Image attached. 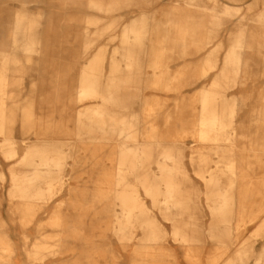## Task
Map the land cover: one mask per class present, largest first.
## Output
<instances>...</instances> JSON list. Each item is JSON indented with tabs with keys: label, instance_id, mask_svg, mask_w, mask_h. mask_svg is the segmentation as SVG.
<instances>
[{
	"label": "rangeland",
	"instance_id": "rangeland-1",
	"mask_svg": "<svg viewBox=\"0 0 264 264\" xmlns=\"http://www.w3.org/2000/svg\"><path fill=\"white\" fill-rule=\"evenodd\" d=\"M22 11L30 16L31 50L22 47L23 34L14 43L15 19ZM140 19L146 21L141 38L129 33L126 44L124 30ZM231 52L235 62L240 55V69L231 62L228 78L215 86ZM5 57L8 113L7 127L0 130V215L5 198L12 197V171L29 168L23 156L31 145L48 141L55 149L51 155L62 157L47 169L58 176L54 191H46L51 182L46 176L39 183L44 193L27 200L37 211L45 204L54 209L36 232L49 239L52 252L36 264L70 257L71 250L62 249L72 242L83 244V264H226L245 242L254 253L237 264H264L259 259L264 250V0H0V72ZM95 64L101 89L118 69L119 106L111 110L129 121L149 160L123 162L119 131L92 127L89 115H79L87 106L103 104L101 97L78 100L82 70ZM214 86L223 96L218 106L234 109V116L226 129L202 140V92ZM128 144L135 147L133 140ZM11 147L17 153L10 157ZM166 149L179 160H161ZM165 166L176 173L173 181L181 191L175 199L189 206L172 207L168 214L155 204L165 195L147 194L142 181L149 178L163 188L160 168ZM212 172L219 174L220 187L233 182L225 195L232 205L218 215L211 206L224 195L209 192ZM127 187L137 189L134 199L163 226L162 239H144L149 230L139 222L129 230L119 228L116 215L123 212ZM12 220L24 227L16 232L14 248L22 256L16 260L14 253V264H31L28 251L38 236L25 228L35 217ZM176 221L196 223L201 239L174 236ZM214 227L219 239L211 237Z\"/></svg>",
	"mask_w": 264,
	"mask_h": 264
},
{
	"label": "bare ground",
	"instance_id": "bare-ground-1",
	"mask_svg": "<svg viewBox=\"0 0 264 264\" xmlns=\"http://www.w3.org/2000/svg\"><path fill=\"white\" fill-rule=\"evenodd\" d=\"M98 5L99 3H94V5ZM100 7H102L101 4H99ZM229 11L228 7L224 8V11ZM23 13H18L16 15L15 19V27H14V43L17 45V34H23V39H25L22 43V47L25 49H32L33 47V40L32 42L27 40L26 38L30 37L28 35V26L26 23L27 18L30 16L26 13L27 11H22ZM141 19H145L144 15ZM136 20L133 21L131 26L129 28H126L124 30V41L127 42L131 38L129 33H134L135 37L137 39L141 38L142 32L145 30L146 21L145 20ZM241 39L238 40V43L236 44L237 47L242 46ZM126 47H128L126 45ZM232 52L230 53V56L226 58L224 66L225 70L222 74V77L218 80H216L215 86H219L220 80L228 78L227 69L228 66H230V63H235V69L238 71L240 69V55H237V62L231 60ZM130 57V56H129ZM17 61V60H16ZM15 61V62H16ZM113 65L116 64L115 61H112ZM128 64L132 63L130 59L127 60ZM8 64V58L5 57L4 60V68L0 72V130L5 129L7 126L6 124V117L8 113V107L6 103L7 98V80H8V73H7V66ZM100 72V68H98V65H91L88 67H84L80 76V84L78 87V97L79 101H82L86 98H96L101 97L103 99V104L101 105H90L87 106L81 110H79V115H89V120L91 122H88V125H91L92 127H97L99 129L104 128H110L114 130L119 131V136L123 138V152L125 154L123 155V162H144L150 159V156L145 154V148L140 150L139 141L136 137L133 136L132 133V125L129 123V121L125 119H121L115 109L111 110V106L116 107L119 106V95H118V87H119V80L120 78L116 76V72L118 69L114 68L111 70L112 75L108 78V82L106 84L105 89L100 88V76L96 74V71ZM226 72V73H225ZM129 80V79H128ZM218 82V83H217ZM214 86V88H215ZM219 96L223 97L222 94L215 88L212 90H204L202 92V98H201V117L199 120V135L202 140H209L211 137L209 135L211 134V131H220L226 129V127L231 125V121L227 124L226 120L230 119L234 116V109H230L227 111L224 107L218 106V98ZM31 107H28V110L30 112ZM116 112V113H115ZM231 123V124H230ZM133 140L135 142L134 148H129L130 144L129 141ZM6 144H9L11 146L13 144L11 138L6 139ZM149 144V143H148ZM152 144V143H150ZM8 146V147H9ZM8 149V148H7ZM55 150L52 148L51 143L48 141L38 142L31 145L25 155L23 156V161L25 160L27 167V170L25 171H12V186L9 189V195L11 197V202L14 200H18L21 203H16L15 206L21 207L23 200H28L30 197H34L35 195H40L44 193V189L39 184L43 177L51 176V182L50 185L46 187V191L48 193H52L54 191V182L53 180L58 178V176L53 174V171H48L47 169H52V166L59 164L61 161V156L59 155H51V152ZM129 152V153H128ZM17 153L14 147H11L8 149V155L14 156ZM161 160L168 161L171 160L173 162H177L179 158H177L172 152H170V149H166L162 153ZM46 165V166H44ZM46 169V171L44 170ZM162 172V178L164 180L165 186L158 187L154 186L150 183L148 179H144L143 181V187L147 194L150 195H157V194H164L165 198L162 202L155 201V204L159 206V208L164 212V214L170 213V209L172 207H177L180 209H186L188 208V203L182 200H176L175 195L179 193L181 190L179 186L173 181L174 176L176 175L175 171L172 170L170 167H161ZM121 167L118 168V173L120 175ZM125 171H129V167L126 166L124 169ZM227 170V169H226ZM226 170L221 169L222 172L226 173ZM231 174L234 175V168L232 166H229L228 170ZM1 177H4V174H1ZM219 174L212 172L210 175V183L211 188L209 192L213 193H221L224 195V198L222 200H215L213 205L211 206L214 213H224L225 210H227L231 205L232 202L228 201L225 197V195L230 191L232 188L233 182H231V185L229 187H220L219 185ZM217 186V187H216ZM126 194V201L123 203L124 208L123 212L121 213V216L119 214L116 215L117 223L120 224V229H123V227L126 230H129L130 227L133 226L135 222H139L141 225L148 228L149 232L145 235L144 239L146 240H159L164 237V229L163 226L158 222V220L151 215V212L149 211L146 204L141 200L134 199V195L137 192V189L127 187L124 191ZM132 198V199H131ZM25 202V201H23ZM13 203V202H12ZM33 204L30 201V205ZM31 220V219H30ZM51 221H56V219H51ZM41 226H39L40 229ZM197 225L196 223H188L186 221L177 222L174 227V236L181 238V240H200L201 236L197 232L196 229ZM41 232V231H40ZM39 232V235L34 242L31 250L28 251V255L33 260L31 264H36V260L41 259L45 261L46 257L49 253L52 252V243L49 242V239L44 236L42 233ZM126 238H131L132 235L126 233L124 235ZM211 237L215 239H219L220 234L218 233V229L214 227L211 232ZM25 248V246H24ZM148 248V247H147ZM164 250V248L162 249ZM167 251V250H166ZM168 252V251H167ZM170 252V251H169ZM14 253L15 248L13 245L12 240L10 239L7 231H6V223L2 219L0 215V264H14ZM254 248L251 244L245 242L243 246L237 249L235 254L228 259V262L226 264H237L238 261L244 259V257L248 254H253ZM214 258V254L212 251V254L209 255V260L212 261ZM264 258V250L260 254L259 259ZM260 264V263H259Z\"/></svg>",
	"mask_w": 264,
	"mask_h": 264
},
{
	"label": "crops",
	"instance_id": "crops-1",
	"mask_svg": "<svg viewBox=\"0 0 264 264\" xmlns=\"http://www.w3.org/2000/svg\"><path fill=\"white\" fill-rule=\"evenodd\" d=\"M8 190V189H7ZM8 195L5 194V197H7ZM25 201V202H23ZM22 201V206L19 208L17 206H15L16 203H21L18 200H14L11 202V200L7 197L5 198V202L3 203V207L1 209V215L4 216L6 218V222L8 225V228L10 229V231L12 232V236L9 234L10 239L12 240L13 244L15 243V241L17 240V234L16 232H20V230H22V228L24 229L23 225L20 227V224L16 221L13 222L12 218L16 217V216H33L35 217V221L32 222L30 225H28L25 230H29L30 228L34 229V236H38V229H39V225L41 226V223L46 222L47 218L51 215V213L54 211V209H50L48 211V205L45 204L43 206L40 207V209L37 211L34 207L35 204H31L30 205V201L27 200H23ZM53 210V211H52ZM70 213L72 211H69ZM37 218V219H36ZM37 229V230H36ZM197 229V227H196ZM198 232V231H197ZM22 243V242H21ZM77 245H74V243L72 242V244L69 245H65L64 246V250L62 249V252L66 251L67 249L71 250V256L70 257H63V256H55L54 258L49 259L47 262H45L44 264H83L84 263V257L82 255H80V250L84 251V246L83 244L80 243H76ZM15 247V244H14ZM92 249V244H90V251ZM176 253H177V248H174ZM16 250V248H15ZM21 253L19 251L16 250L15 252V257L16 260H20L21 258ZM91 257V254H90ZM82 259V260H81ZM90 260L92 261V259L90 258ZM177 264V263H176ZM183 264H187L186 262Z\"/></svg>",
	"mask_w": 264,
	"mask_h": 264
}]
</instances>
